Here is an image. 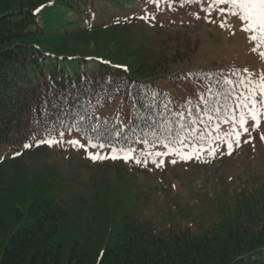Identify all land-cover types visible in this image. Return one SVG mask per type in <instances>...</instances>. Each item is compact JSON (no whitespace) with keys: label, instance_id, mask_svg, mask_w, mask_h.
Wrapping results in <instances>:
<instances>
[{"label":"rangeland","instance_id":"rangeland-1","mask_svg":"<svg viewBox=\"0 0 264 264\" xmlns=\"http://www.w3.org/2000/svg\"><path fill=\"white\" fill-rule=\"evenodd\" d=\"M212 2L160 0L150 11L156 27L141 22L111 24L75 38L41 36L38 41L53 55L105 56L131 67L148 59L150 52L165 48L167 31L187 29L200 38L199 49L190 59L171 63L169 76L157 81L174 96L175 110L183 112L189 101L207 97V84L193 79L181 84L175 75L210 70L238 80L237 70L246 76L243 69L247 68L254 79L264 72V59L259 55L264 48L251 51L256 42L249 40L241 23L227 12L223 16L216 11L206 12ZM75 18L73 10L59 4L46 6L39 13L44 27L58 28ZM32 41L37 42V38ZM118 109V103H114L100 115L112 116L119 113ZM128 121L129 117L124 119L125 124ZM218 125V132L208 131L206 139H197L183 148L184 154L196 148L191 159L169 152V147L176 146L141 144L123 148L135 149L132 155L142 161L146 153H167L154 157L157 163L163 161L160 167L152 157L147 166L126 161L121 148L73 146L68 141L88 145V138L77 132L32 140L18 149L6 148L0 153V255L4 238L27 221L30 205L44 198L60 202L64 209L54 238L63 246V264L70 255H75L74 264L79 257L86 264H99L103 251L116 242L127 224L148 223L165 239L185 228L212 227L225 236L243 224H264V120L258 129L250 130L251 138L243 134L239 144L234 136L225 135L231 129L230 123ZM217 135L220 140L213 139ZM48 139L59 142L39 143ZM230 142L231 149L227 147ZM88 153L108 158L93 160ZM113 154L116 159L111 158Z\"/></svg>","mask_w":264,"mask_h":264},{"label":"trees","instance_id":"trees-1","mask_svg":"<svg viewBox=\"0 0 264 264\" xmlns=\"http://www.w3.org/2000/svg\"><path fill=\"white\" fill-rule=\"evenodd\" d=\"M159 1L0 0V153L61 132H77L113 148L176 146L159 143L152 133L167 136L164 128L175 131L178 121L195 131V137L192 131L186 133L191 145L206 125L208 132L221 124L224 120L217 117L226 115L225 107L234 100L225 91V75L210 70L175 75L181 84L187 79L207 84L208 106L220 109L209 112L211 121L200 99L187 105L183 117L172 115L180 112L174 108L175 98L157 82L169 76L171 63L190 59L199 49L200 38L187 29L167 31L166 47L150 52L148 59L131 67L105 56L53 55L39 44L41 36L75 38L111 24L141 22L156 27L150 11ZM58 4L73 10L76 18L58 28L41 26L40 11ZM123 11L122 16L116 15ZM35 38L37 42L32 41ZM231 78L235 80V76ZM114 103H118L119 113L100 115ZM164 104L170 111L163 109ZM63 216L60 202L51 198L34 201L27 221L5 235L0 264H63V246L54 239ZM75 259L70 255L66 264H74ZM76 264L86 261L79 257ZM99 264H264V224H243L225 236L212 227L185 228L170 239L148 223L127 224L116 242L103 251Z\"/></svg>","mask_w":264,"mask_h":264},{"label":"snow or ice","instance_id":"snow-or-ice-1","mask_svg":"<svg viewBox=\"0 0 264 264\" xmlns=\"http://www.w3.org/2000/svg\"><path fill=\"white\" fill-rule=\"evenodd\" d=\"M223 5V6H221ZM38 11V10H37ZM205 11L211 13L216 11L218 14L223 16L226 12L228 16L235 17L242 25V30L249 34V40L252 42H256V46L251 48L250 50L253 52H258L261 48H264V0H213L211 4ZM224 27V24H221ZM259 55L262 59H264V51H259ZM244 73H247L246 76H241L239 70H237L238 80H233L230 77H223V83L227 86L225 91L229 93L234 100L232 104H229L225 107L224 112L226 115L217 117L218 119L224 120L225 123L231 124V129L227 133H225L228 137H235V143L239 144L240 137L248 133L250 137V130L258 129L261 125V121L264 120V72H262L259 78L254 79L253 74L249 72L247 68L243 69ZM220 83V81H217ZM212 89H208V93H211ZM155 95V94H154ZM200 99L203 101L205 105V115H208L209 112H219L220 109L215 105L211 107L208 106V100L205 98V95H202ZM225 99H228V96L225 95ZM191 103V101H189ZM234 105V107H233ZM153 105H146V107H151ZM163 109L166 111H170L167 104H164ZM238 110V114H237ZM189 114H191L189 112ZM172 115L177 117H183V112H174ZM209 121L213 120V117L208 115ZM252 121L254 123H249ZM203 123V121H201ZM166 123H169L166 121ZM179 128L173 131L171 128H164V125H161L162 128L168 133L167 136H164L163 133H156L155 131L152 133L154 137H156L159 143L164 144L166 141L168 144H175L176 147H169V152H174L176 155L180 156L181 159H191L192 155L195 154L196 148L193 147V153L184 154L183 148L189 147L190 145L187 143L188 137L186 135L187 132L192 131L190 126L186 123H182L178 121ZM195 123V120L193 121ZM151 127V125H149ZM215 130L219 131V125L216 124ZM207 133V125L205 126V130L200 132L199 139H206ZM51 133H49L50 135ZM117 136L120 135L119 132L115 133ZM193 137L196 136L195 131H192ZM60 136H63V133H60ZM251 138V137H250ZM94 138H88V145L81 144L78 140H71L68 143L73 146L79 148H85L90 146L92 148H103L105 145L103 143H93ZM98 139V137L96 138ZM213 139L220 140L221 136L217 135ZM261 139H264V133H261ZM59 141L55 139L41 140L39 143H48L49 145L58 143ZM248 142V141H245ZM144 143H148V141H144ZM30 145H25V147H29ZM111 147V145H109ZM227 147L229 149L232 148V143H228ZM115 149L113 152L115 153ZM123 154L124 160H133L136 164L143 163L147 166L148 159L152 157V162L156 164L157 167H160L163 161L161 160L159 163L156 162L154 157L163 156L167 153L155 152V153H146L144 155L143 161L140 157L132 155L135 149L128 148L119 150ZM19 153H17L18 155ZM88 155L93 159H106L108 157L101 155L100 153L92 154L88 153ZM112 159H116L117 156L115 154L112 155ZM198 158V157H197ZM175 163V160L172 161Z\"/></svg>","mask_w":264,"mask_h":264}]
</instances>
